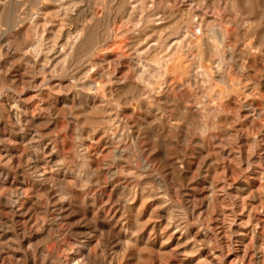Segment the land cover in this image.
Masks as SVG:
<instances>
[{
    "label": "rangeland",
    "instance_id": "rangeland-1",
    "mask_svg": "<svg viewBox=\"0 0 264 264\" xmlns=\"http://www.w3.org/2000/svg\"><path fill=\"white\" fill-rule=\"evenodd\" d=\"M0 264H264V0H0Z\"/></svg>",
    "mask_w": 264,
    "mask_h": 264
},
{
    "label": "bare ground",
    "instance_id": "bare-ground-1",
    "mask_svg": "<svg viewBox=\"0 0 264 264\" xmlns=\"http://www.w3.org/2000/svg\"><path fill=\"white\" fill-rule=\"evenodd\" d=\"M197 20H198V19H197ZM197 23H198V22H197ZM217 30H218V29H217ZM213 31H215V29H213ZM211 32H212V31H211ZM183 33H184V32H183ZM219 33H220V32H219ZM221 35H222V34H221ZM76 36H77V35H76ZM217 39H219V38H217ZM198 40H199V39H198ZM218 57H219V56H218ZM228 57H229V56H228ZM218 62H220V61H219V58H218ZM218 64H219V63H218ZM219 67H220V66H218V69L221 68V67H220V68H219ZM242 69H243V68H242ZM137 93H138V92H137ZM131 98H132V97H131ZM117 157H118V156H117ZM62 206H63V205H62ZM58 211H59V210H58ZM62 215H63V214H62ZM253 223H254V222H253Z\"/></svg>",
    "mask_w": 264,
    "mask_h": 264
}]
</instances>
